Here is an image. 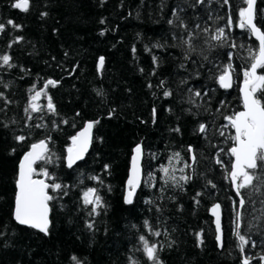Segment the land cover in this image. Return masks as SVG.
Segmentation results:
<instances>
[{
    "label": "trees",
    "instance_id": "1",
    "mask_svg": "<svg viewBox=\"0 0 264 264\" xmlns=\"http://www.w3.org/2000/svg\"><path fill=\"white\" fill-rule=\"evenodd\" d=\"M15 2L0 0V56L15 65L0 61V264H153L141 236L156 246L162 264H243L245 258L264 264V186L241 189L240 207L229 174L234 131L225 119L243 110L240 85L258 55V42L240 26L245 0H29L27 12ZM254 21L264 31V0H256ZM218 29L226 39L211 38ZM190 34L194 51L187 52L181 40ZM225 70L233 80L228 91L218 82ZM48 80L55 86L45 87ZM254 95L264 103V85ZM86 122L93 123L91 150L67 169L70 140ZM41 141L51 162L41 160L34 176L47 170L62 185L48 189L54 199L47 235L13 220L18 163ZM136 145L143 149V180L127 206ZM89 188L101 197L96 212L84 203ZM215 204L223 213L220 251L208 214ZM237 211L249 240L243 252L234 233Z\"/></svg>",
    "mask_w": 264,
    "mask_h": 264
},
{
    "label": "snow or ice",
    "instance_id": "2",
    "mask_svg": "<svg viewBox=\"0 0 264 264\" xmlns=\"http://www.w3.org/2000/svg\"><path fill=\"white\" fill-rule=\"evenodd\" d=\"M198 3H204L205 0H197ZM224 3H228V0H223ZM247 4L246 8H241L239 10V17L241 18V27H246L256 38L259 40V53L258 55L253 57L254 62L250 65V70L245 71V91H244V111L235 113L232 116H226L225 119L229 122V124L235 129V135L232 137L234 144L230 147L229 152L232 157H234V163L229 169V174L231 177L232 183L236 188V195L240 197L239 205L241 208L245 205L246 201L244 196L241 193V189L246 187H251L253 191H260V186H264V176H257L256 173L250 172L249 169H262L264 170V103L261 102V99L256 97L254 94L258 90L260 85H264V75H257L258 68H264V31L261 30L260 27L254 23L255 19V9L254 5L256 0H245ZM12 7L19 9L21 11L27 12L29 9V0H16L15 3L12 4ZM42 15H47V13H42ZM101 23H104L101 20ZM171 24L172 21H169ZM7 25H11L14 28L20 29V25H16L12 20L7 21ZM181 27L187 28L186 25L181 23ZM199 27V25H197ZM5 29V24L0 23V32H3ZM205 31H208L205 29ZM104 33L101 32V35ZM191 34L187 39H182L181 44L186 47L187 52L194 51ZM214 40L221 41L226 39L224 29H218L216 34L211 37ZM11 46V45H9ZM233 47L236 45L233 44ZM187 58V55H186ZM0 61H2L3 65L8 67H14L15 65L10 64V56L3 55L0 56ZM153 61H156V57H153ZM104 62L103 57L100 58L99 63L102 65ZM218 82L222 88L231 87L230 74L227 70H225L218 78ZM54 81L48 80L47 85L55 86ZM191 92L192 90L189 89ZM99 94V93H98ZM40 92H36V95L32 97L34 101L36 97L40 96ZM164 95L170 96L171 92L165 91ZM206 95V94H205ZM2 96V94H0ZM195 96H201L199 91L195 92ZM29 107L31 111L36 112L38 106L35 104H30ZM29 107L25 108V112L27 113ZM47 107L54 111V106L52 105L51 98L48 99ZM153 113H155V109H153ZM31 118V117H29ZM98 123V121H96ZM40 127V125H36ZM93 127V123L89 122L87 124V128L79 133L78 137H73V143L83 137L84 140L78 150L75 151L73 148L68 149V157H67V166L71 168L76 160L83 158V153L87 148V144L89 142V132ZM179 131V129H176ZM199 131L203 133L205 131V125L201 124L199 126ZM223 131H221V135H223ZM18 141H23L25 137L18 136L16 137ZM191 151V148H189ZM48 148L45 141H41L38 144H33L31 146V151L24 155L23 159L19 164V173L18 180L16 182L17 185V194L15 197V208H14V219L20 225H26L31 228L39 229L40 232H43L45 235L48 234L49 228V205L48 202L54 199L48 193V189L52 188L53 190H60L62 185L59 183H55L54 178L51 176L47 170H43L40 174H42L45 178L53 179L52 184H48L44 179H34L33 175L37 171L33 166L39 160H44L45 163L51 162V158L47 155ZM137 157L141 153L140 146H137L135 149ZM177 157L179 153L175 154ZM133 158V174L132 177L128 180V186L131 189L128 192L125 202L128 204L132 203V195L135 191V188L139 184L138 180V172L136 169V159ZM193 162H195V156L192 157ZM259 162V163H258ZM217 163H222V161L217 160ZM189 165H185L188 167ZM107 168V166H105ZM163 172L165 177H169V169L164 168ZM93 179H99L97 177H93ZM190 177L181 176L180 180L187 181ZM253 180H257L259 182L258 185H253ZM167 182V179L165 180ZM100 183H103L101 180ZM199 195V194H198ZM84 203L86 205H94L91 209L92 212H96L97 207H102L101 197L97 193L96 189L89 188L84 193ZM264 203V201H262ZM219 208V205H216L213 209V213H216V210ZM240 219L241 213L237 211L236 221L234 233L239 240V247L241 252L244 251L245 245L249 243V240L245 237V235L240 232ZM147 225V222H145ZM91 227V225H89ZM252 225L249 224V228ZM216 230L218 233L221 232L220 226V218L217 215L216 217ZM155 235L159 236L160 233L156 232ZM140 240L144 244V252L149 261L153 262V264H162L158 255L157 248L155 245H149L148 241L141 236ZM217 241L219 245L222 247L223 242L221 236H217ZM202 243V240H201ZM252 246L255 247V242L252 243ZM75 259V257L73 258ZM261 260H264V256L260 257ZM79 264V262H78ZM134 264V262H133ZM243 264H250L248 258L243 260Z\"/></svg>",
    "mask_w": 264,
    "mask_h": 264
},
{
    "label": "water",
    "instance_id": "3",
    "mask_svg": "<svg viewBox=\"0 0 264 264\" xmlns=\"http://www.w3.org/2000/svg\"><path fill=\"white\" fill-rule=\"evenodd\" d=\"M256 4V3H255ZM254 9H255V5H254ZM254 23H255V21H254ZM252 34V33H251ZM252 37H253V39L254 40H256L257 42H258V53H259V40L256 38V36L255 35H253L252 34ZM259 69V68H258ZM258 69H257V75H258ZM229 72V74H230V81H231V87H229V88H222L223 90H230L231 88H232V85H233V80H232V76H231V73H230V71H228ZM244 91H245V82L244 83H242L241 85H240V89H239V93H240V97H241V101H242V105H243V110L242 111H244L245 109H244ZM89 122H86L84 125H83V127H82V129L80 130V131H78L76 134H75V136L74 137H78L79 136V133H81V132H83L86 128H87V124H88ZM232 127V126H231ZM233 128V127H232ZM233 131H234V133H235V129L233 128ZM89 142H88V144H87V148H86V150L84 151V153H83V158L82 159H79V160H76L75 161V163L73 164V166L71 167V168H69L68 166H67V157H68V149L69 148H73L74 149V153L73 154H75V151L76 150H78L79 148H80V146H81V144H82V142H83V140H84V138L83 137H80L77 141H76V143L74 144L73 143V138L70 140V145H69V147L67 148V150H66V156H65V165H66V168L67 169H73L74 167H76L78 164H80L81 162H83L84 160H85V158H86V156L88 155V153L90 152V150H91V146H92V140H93V127H92V129L90 130V132H89ZM39 142H37V143H35V144H38ZM46 145H47V143H46ZM32 146V145H31ZM31 146L29 147V149H28V151L25 153V154H27L29 151H31ZM137 146H140V148H141V153L139 154V156L137 157V154H136V152H135V149H136V147ZM47 148H48V145H47ZM24 154V155H25ZM24 155L21 157V159H20V161H19V163H18V172H17V179H16V182H17V180H18V173H19V164H20V162H21V160L23 159V157H24ZM134 157H137V159H136V169H137V172H138V180H139V184H138V186L135 188V191H134V193H133V195H132V203H133V199H134V197H135V195L137 194V192L139 191V189H140V187H141V184H142V180H143V169H142V164H143V149H142V146L141 145H136L133 149H132V153H131V157H130V161H129V168H128V173H127V178H126V181H125V191H124V198H123V201H124V204L125 205H127V206H129V205H131V204H128V203H126L125 202V200H126V197H127V195H128V192L131 190L130 188H129V186H128V180L132 177V174H133V158ZM234 157H233V163H234ZM41 160H39V161H37L36 162V164L33 166L34 168L36 167V165L40 162ZM249 170H253V169H249ZM33 178L34 179H44L45 180V182H46V178L43 176V177H41V178H38V177H35L34 175H33ZM230 179H231V177H230ZM232 182V181H231ZM47 183V182H46ZM232 187H233V190H234V192L236 193V188H235V185L232 183ZM15 189H16V192H15V197H16V194H17V191H18V189H17V185L15 184ZM216 205H219V208L216 210V213L214 214L213 213V209L215 208V206ZM14 208H15V199H14V207H13V220H14V222L17 224V225H19V226H21V227H24V228H28V229H32V230H34V231H36V232H38V233H40V234H42V235H45L43 232H40L39 231V229H35V228H31V227H28V226H26V225H20V224H18L17 222H16V220L14 219ZM209 216H210V218L212 219V223H213V227H214V231H215V242H216V244H217V248H218V250L220 251L221 249H222V247L219 245V243H218V241H217V236L218 235H220L221 236V239H222V242H223V224H222V222H223V213H222V208H221V205L220 204H215V205H213L210 209H209ZM217 215L219 216V218H220V226H221V232L220 233H218L217 232V230H216V217H217ZM48 220H49V227H50V207H49V213H48ZM48 230H49V228H48Z\"/></svg>",
    "mask_w": 264,
    "mask_h": 264
},
{
    "label": "flooded vegetation",
    "instance_id": "4",
    "mask_svg": "<svg viewBox=\"0 0 264 264\" xmlns=\"http://www.w3.org/2000/svg\"><path fill=\"white\" fill-rule=\"evenodd\" d=\"M234 135H235V133H234ZM250 171V170H249Z\"/></svg>",
    "mask_w": 264,
    "mask_h": 264
}]
</instances>
